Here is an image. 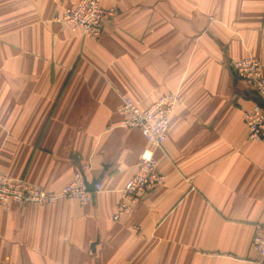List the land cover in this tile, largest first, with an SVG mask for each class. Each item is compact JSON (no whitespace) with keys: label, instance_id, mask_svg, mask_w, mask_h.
Segmentation results:
<instances>
[{"label":"crops","instance_id":"0c3cea01","mask_svg":"<svg viewBox=\"0 0 264 264\" xmlns=\"http://www.w3.org/2000/svg\"><path fill=\"white\" fill-rule=\"evenodd\" d=\"M77 0H0V171L58 193L83 170L91 201L0 210V263L264 264V144L243 113L257 98L234 59L264 74V0H100L114 7L97 37L56 18ZM177 102L163 176L129 213L113 215L147 142L123 128L122 96Z\"/></svg>","mask_w":264,"mask_h":264},{"label":"built area","instance_id":"2783aa9c","mask_svg":"<svg viewBox=\"0 0 264 264\" xmlns=\"http://www.w3.org/2000/svg\"><path fill=\"white\" fill-rule=\"evenodd\" d=\"M115 14L114 7L102 6L100 0H77L73 6L64 10L56 21L61 26L80 29L85 36L97 37L103 24ZM231 66L245 88L257 98L251 109L243 113L248 128L247 138L264 144V74L261 72V64L257 58L249 55L234 59ZM177 99L173 93H164L147 106L139 107L129 96H122L117 108L120 126L137 128L147 145L139 155L134 174L120 190L114 219L129 213L141 195L162 181L163 176L157 170L155 151L163 146L167 138L168 123ZM86 182L83 170L77 171L58 193H50L21 177H12L0 171V210L8 209L11 204H52L58 198L75 199L85 204L90 202L102 187L101 183L97 182L94 191H88ZM251 246L258 258L264 260V224L255 225Z\"/></svg>","mask_w":264,"mask_h":264},{"label":"water","instance_id":"95a60500","mask_svg":"<svg viewBox=\"0 0 264 264\" xmlns=\"http://www.w3.org/2000/svg\"><path fill=\"white\" fill-rule=\"evenodd\" d=\"M99 179H100V176L98 178H94L90 181H87L86 182V189L88 191H94V185L99 181Z\"/></svg>","mask_w":264,"mask_h":264}]
</instances>
